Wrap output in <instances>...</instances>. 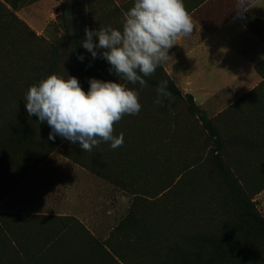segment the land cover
Returning a JSON list of instances; mask_svg holds the SVG:
<instances>
[{"label":"rangeland","instance_id":"obj_1","mask_svg":"<svg viewBox=\"0 0 264 264\" xmlns=\"http://www.w3.org/2000/svg\"><path fill=\"white\" fill-rule=\"evenodd\" d=\"M133 5L0 0V264H264L252 227L264 220V79L220 110L188 99L164 63L143 89L119 79L81 43L86 28L122 29ZM245 23L264 41V22ZM51 74L139 91L140 113L114 125L121 147L49 140L24 97ZM163 81L171 96L157 103Z\"/></svg>","mask_w":264,"mask_h":264},{"label":"clouds","instance_id":"obj_2","mask_svg":"<svg viewBox=\"0 0 264 264\" xmlns=\"http://www.w3.org/2000/svg\"><path fill=\"white\" fill-rule=\"evenodd\" d=\"M194 28L184 0H134L124 14L122 29L86 28L81 45L93 59L99 55L106 60L110 72L119 79L138 83L143 89L147 87L144 77L153 75L169 59L168 52L178 38L191 37ZM89 85L85 91L78 78L51 74L29 87L24 97L26 111L40 123H47L49 140L60 136L72 144L78 142L80 150L86 152L109 142L115 150L123 145L124 136L113 135L114 125L125 115L140 113V93L126 84L95 78ZM156 91L157 103H161L160 97L171 96L167 81L161 82Z\"/></svg>","mask_w":264,"mask_h":264},{"label":"crops","instance_id":"obj_3","mask_svg":"<svg viewBox=\"0 0 264 264\" xmlns=\"http://www.w3.org/2000/svg\"><path fill=\"white\" fill-rule=\"evenodd\" d=\"M184 4L195 28L191 37L178 38L169 50L166 73L196 104L220 110V102L239 100L264 79L257 71L264 68V41L245 23L249 18L264 22V0H184Z\"/></svg>","mask_w":264,"mask_h":264},{"label":"trees","instance_id":"obj_4","mask_svg":"<svg viewBox=\"0 0 264 264\" xmlns=\"http://www.w3.org/2000/svg\"><path fill=\"white\" fill-rule=\"evenodd\" d=\"M188 99L193 100L192 96H189ZM208 125H209V127L212 128V125L210 123H208ZM252 220H253V223L256 226V227L252 226L253 227V233H254L253 234L254 239H259L260 237H264V220H263V218H261L257 214H253L252 215ZM257 230H259V231H257Z\"/></svg>","mask_w":264,"mask_h":264}]
</instances>
